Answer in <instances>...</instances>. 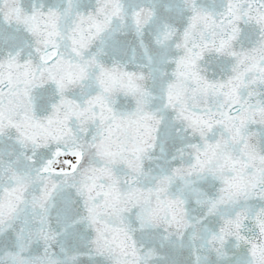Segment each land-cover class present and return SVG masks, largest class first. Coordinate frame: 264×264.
Segmentation results:
<instances>
[{
  "label": "snow or ice",
  "instance_id": "1",
  "mask_svg": "<svg viewBox=\"0 0 264 264\" xmlns=\"http://www.w3.org/2000/svg\"><path fill=\"white\" fill-rule=\"evenodd\" d=\"M0 264H264V0H0Z\"/></svg>",
  "mask_w": 264,
  "mask_h": 264
}]
</instances>
